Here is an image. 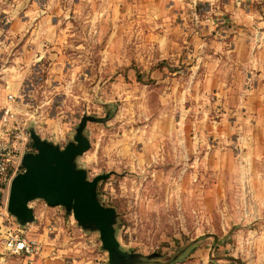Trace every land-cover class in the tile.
<instances>
[{"label": "rangeland", "instance_id": "obj_1", "mask_svg": "<svg viewBox=\"0 0 264 264\" xmlns=\"http://www.w3.org/2000/svg\"><path fill=\"white\" fill-rule=\"evenodd\" d=\"M112 7L57 0V34L16 94L23 129L64 147L83 116L97 119L85 132L91 149L77 163L90 179L112 173L99 184V199L117 210L118 240L138 254L136 264H264V124L229 120L220 133L212 123L222 113L217 96L195 98L193 69L176 52L161 60V21L120 17ZM197 10L183 21L189 28L207 13ZM204 74L201 67L197 76ZM238 78L237 103L249 116L258 107L249 100L256 82ZM23 147L33 151L30 137ZM53 208L50 233L64 264H108L99 233Z\"/></svg>", "mask_w": 264, "mask_h": 264}, {"label": "crops", "instance_id": "obj_2", "mask_svg": "<svg viewBox=\"0 0 264 264\" xmlns=\"http://www.w3.org/2000/svg\"><path fill=\"white\" fill-rule=\"evenodd\" d=\"M102 1L113 6L112 13L120 17L161 21L162 38L158 47L161 60H169L171 53L176 52L183 57L182 65L193 69L190 78L198 85L195 98L201 100L207 94L217 96L222 113L219 120L212 123L220 133L230 130L229 120H233L234 127L248 117H253L256 124H264V6L260 4L261 9L256 8L258 0ZM200 6L207 7V13L198 21L199 25L189 28L183 21L193 17ZM58 16L57 0H0V116L6 109L14 111L22 128L16 101L8 97H16L28 69L36 67V59L41 60L47 54L44 43L53 41L57 34ZM217 17L221 25L228 23L230 27L215 24ZM201 67L205 71L203 77L197 76ZM235 78L239 81L245 78L246 84L247 80L256 82L249 100L258 107L249 116L248 110L237 103L240 100L238 90L244 91L243 80L235 83L232 81ZM234 107L236 109L230 110ZM3 132L0 124V141L6 142L8 139ZM39 203L40 200L32 203L36 219L28 226L30 236L42 244V251L30 263L26 257L7 255L0 245V264H64L63 251L58 248L60 243L50 233L53 226L49 224L58 222L54 208ZM2 220L0 216V222ZM43 226H47L46 229Z\"/></svg>", "mask_w": 264, "mask_h": 264}, {"label": "water", "instance_id": "obj_3", "mask_svg": "<svg viewBox=\"0 0 264 264\" xmlns=\"http://www.w3.org/2000/svg\"><path fill=\"white\" fill-rule=\"evenodd\" d=\"M89 122L97 119L83 116L73 140L64 147L30 130L33 151L23 156V171L10 182L6 210L19 224L27 225L36 219L33 202L40 200L50 207H63L84 231L99 233L108 264H136L138 254L124 251L118 240L117 210L99 199V184L112 173L90 179L88 171L77 163L92 146L85 133Z\"/></svg>", "mask_w": 264, "mask_h": 264}, {"label": "built area", "instance_id": "obj_4", "mask_svg": "<svg viewBox=\"0 0 264 264\" xmlns=\"http://www.w3.org/2000/svg\"><path fill=\"white\" fill-rule=\"evenodd\" d=\"M9 100L16 101V97L10 95ZM13 119L12 123L10 120ZM0 124L3 126V134L8 141H0V192L9 187L11 180L23 171L21 161L23 156L30 152L23 145L30 137L16 121V114L10 109L4 110L0 116ZM8 213V212H7ZM29 224L21 225L8 214V219L0 224V245L9 256L26 257L32 263L42 251V244L30 236Z\"/></svg>", "mask_w": 264, "mask_h": 264}, {"label": "trees", "instance_id": "obj_5", "mask_svg": "<svg viewBox=\"0 0 264 264\" xmlns=\"http://www.w3.org/2000/svg\"><path fill=\"white\" fill-rule=\"evenodd\" d=\"M3 198V192H0V202L2 201Z\"/></svg>", "mask_w": 264, "mask_h": 264}, {"label": "flooded vegetation", "instance_id": "obj_6", "mask_svg": "<svg viewBox=\"0 0 264 264\" xmlns=\"http://www.w3.org/2000/svg\"><path fill=\"white\" fill-rule=\"evenodd\" d=\"M138 258H139V256L136 258V263L138 262Z\"/></svg>", "mask_w": 264, "mask_h": 264}]
</instances>
